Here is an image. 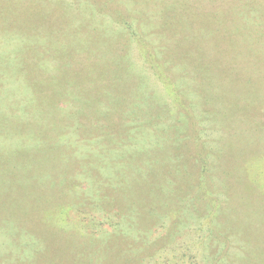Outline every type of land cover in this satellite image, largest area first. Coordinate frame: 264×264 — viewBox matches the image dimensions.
Returning <instances> with one entry per match:
<instances>
[{
    "label": "rangeland",
    "instance_id": "374dc122",
    "mask_svg": "<svg viewBox=\"0 0 264 264\" xmlns=\"http://www.w3.org/2000/svg\"><path fill=\"white\" fill-rule=\"evenodd\" d=\"M183 17L187 24L183 23ZM249 19L253 23L264 24V0H0V111L10 110V115L19 121L21 118H32L35 122L40 117L36 110L28 109L34 90L24 84L19 70L31 65L27 58L29 52L23 58L17 55L28 46H33L36 67L44 69L37 81L49 74L56 78L61 76L56 81L64 84L68 82L63 77L67 71L73 72L75 78L83 72L87 74L88 70L103 69L108 80L115 81L112 84L119 90L117 104H122L116 115L112 110L114 101L111 103L103 97L101 110L98 112L95 107L94 112L88 111L89 116L85 117L87 114L83 116L76 110L78 101L73 96L74 91L67 94L65 87H61L53 97L56 109L50 113L44 111L45 116L56 115L64 120V124L57 126L61 132L59 138L45 128L42 132L38 128L29 132L26 128L19 131L17 126H9L12 136L4 135L0 130V144L14 148H39L43 145L40 140L44 141V134L49 136L51 146L53 143L57 147L65 146L68 153L66 159H78L69 161L73 171L60 168L61 155L50 151L57 168L44 172L50 173L48 178L56 172H68L72 182L80 186L71 191L73 199L70 196L68 201L63 193L60 194L62 190L55 192L59 188V179L54 181L55 191L50 194L51 198L47 200L43 196L35 205L36 210L30 213L35 217V227H43L32 229V234L29 226L33 222L27 225L25 221L29 220L26 218L20 223L16 219L2 222L0 216V257L4 258V262L38 264V257L44 252V259L49 256L58 260L57 264H66L60 261L65 249L63 244L68 246L84 242L81 246H87L89 243H85L84 239H89L90 244L98 243L94 245L96 249L91 254L92 260L110 264H264V227L257 231L254 222L249 225L245 224V219L238 218L249 207L235 201L242 194L243 197L256 195L261 198L259 201L264 202V130L256 131L258 134L249 131L254 137V146L250 147L251 155L247 158H240L244 152L238 149L244 139H237L236 143L230 140L232 142L227 145L228 137L235 138L238 133L264 125V94H260L264 92V43L257 42L251 47L244 42L235 44L232 49L236 51L232 53L230 62L218 65L215 73L220 76L216 83L218 80L232 82L229 92L218 99H215L216 94H207L202 98L205 102L202 105L208 104L211 108V112H203L210 118L204 116L199 124L192 126L199 130L200 142L207 148L210 161H214L215 174L210 184L199 182L202 177L188 167L192 176L188 185L185 184L187 176H183V180L181 178L184 184L177 180L174 184L172 179L167 181L176 189L170 194L166 188V194L174 196L170 206L163 207L164 201H157L142 209L128 207L124 198L115 196L116 193L105 196L108 203L106 209L100 204L104 197L94 193L96 183L99 187L107 183L116 190V182L125 176L123 173L120 175L125 165L134 164L137 154L149 149L154 151L155 144L166 147L173 140L174 145L186 146L184 136L191 129L190 116H182L187 112L177 108L174 95L150 69L147 58L155 61L165 58L169 65L164 66V74L175 83L181 103L186 105L189 100L196 103L200 95L187 85L191 76L182 73L189 62H177V57L188 54L190 60H198L199 64L204 63V67L215 57H220V50L223 52L231 48L215 36L232 35L238 36L239 40L243 35L250 37L251 29L246 24ZM216 24L224 25L220 28L226 31H213L217 28ZM201 33L206 34L204 40L207 45L192 44L191 34ZM184 38L188 42H183L176 51L170 46ZM100 48L105 50L97 52ZM91 50L98 55L87 56ZM190 62L192 65L187 67H195ZM97 63L99 69L94 68ZM127 70L128 77L124 73ZM124 77L127 79L124 80ZM96 79L99 77L96 76ZM83 81L86 84L87 80H80L81 83ZM243 81L246 82L245 89L253 91L252 100L257 94L262 98L256 100L258 102L250 111H243L252 120L235 121V127H226L221 124L223 116H219L224 111L219 109L224 107L232 119L234 100L237 99V102L247 95L244 88L232 87L244 84ZM137 83L144 88V95H135ZM193 110L196 112V109ZM65 115L79 116L80 119L70 126V120L67 124L64 119ZM81 117L90 119L89 127H84ZM179 119L182 122L173 129V135H162ZM235 122L227 121L229 126ZM81 126L84 127L81 131L73 129ZM91 126L93 128L87 131ZM69 127L72 128L67 132ZM44 145H47L46 140ZM185 151L193 158L192 164L198 160L192 138ZM185 159L177 158L181 165L187 161ZM79 166L81 171H77ZM249 170L252 179L249 178ZM199 184L202 185L197 189ZM181 186L183 192L178 194ZM229 188L231 190L228 191ZM85 189L87 191L83 193ZM204 190L219 198L218 206L213 202L217 211L210 209L211 201ZM85 194L86 197L94 194L98 205H86L85 200L80 203ZM166 194L164 191L163 195ZM228 203L230 206L224 209ZM0 215H5V211L0 210ZM256 218L264 219V203L255 208L251 220ZM44 228L49 230L50 240L54 243L45 248L42 236L37 234L44 233ZM76 230L83 234L84 239L70 235Z\"/></svg>",
    "mask_w": 264,
    "mask_h": 264
},
{
    "label": "trees",
    "instance_id": "16d2710c",
    "mask_svg": "<svg viewBox=\"0 0 264 264\" xmlns=\"http://www.w3.org/2000/svg\"><path fill=\"white\" fill-rule=\"evenodd\" d=\"M183 23L187 24V20L185 17H183ZM246 24L251 29V33L249 35L250 37H248L247 35L246 36L243 35V36H240V40H239L238 36L233 37L232 35H228L227 37L226 35H224V37L222 38L219 36H215L217 39L223 41L224 44L231 45V48H226L227 50L225 49L223 52L220 50V53H219L220 57L219 58L215 57L213 60H211L210 62L211 64L209 63L207 65H204L203 67L202 65L204 63L199 64L198 60L193 62L194 60H190V57H188V54H185L181 57H177V62H181V63L189 62L187 64L190 65L191 64L190 61H192L193 65L195 66L193 68L191 67L188 68L187 67L188 65H186L182 73L183 74L185 73V75L187 76H191V82L187 83V85L189 88H191L192 90H194L196 93L200 95V96L198 95L199 99L196 100V103L190 100L186 102V105H183V103H181L180 101L181 95L179 91L177 90L176 86L174 85L175 83L164 74V69L166 70L164 66L166 67L169 65L167 64V61L165 58L161 57L162 60L159 59L160 63H159V60L157 59L155 61V60H152L151 58H147L146 62L149 65L150 69L153 70L156 77L164 83L167 90H169V92L174 95L173 98L175 102H177L176 104L177 108L179 110L187 112L186 114H183L182 116L183 117L186 116L187 118H188V115L190 116V118H188V121L190 122L191 120V129L185 134L186 136H184L186 137V141L183 140L185 141L184 143H186V146L183 144H181L180 146H178V144L174 145V143L172 142L173 140H172L170 141V144L167 143L166 147L165 146L163 147L160 144L158 145L155 144L154 151L150 152L151 149H149L146 152H143V154L141 153L137 154L136 157L134 156V160H137V161L134 164L131 163V164L125 165L124 167L125 170L123 169V171H121L120 175H122L123 173L125 174V176L121 178V180L116 182V185H117L116 190L113 189L112 186L111 187L107 186V183L101 184L100 187L98 186V183H96V188L94 190V193L95 194L99 193L100 195L104 197L101 200V203L99 202L101 205H103V207L106 206V209H108L107 208L108 203L106 201L107 198H105V196H107L108 193H116L115 196L124 198L125 205H127L128 207L130 206L133 209L147 208L149 204L154 205L157 201H164L162 203L163 207L170 206L174 201L173 200L174 196L167 195L166 188L169 189L168 193L170 194L174 193L176 189H175V186L173 187L172 183L170 184L167 181L172 179L171 181H173L174 184H175L174 180L179 181L180 184H184V181L182 182L183 180L182 177L187 176L186 179L188 181L186 180L187 182L185 184L188 185L189 182L191 181L190 178L192 177L190 176L188 167L192 168L191 170H195L199 173V175L202 177V179L199 182H201L202 184L204 182H207L209 184L212 182L213 176L215 174L214 173L215 167L213 163L214 161L213 160L210 161V159L208 158V150L200 142V137L198 133L199 130L194 128L193 126H195L196 123L199 124V120H201V118L204 116H208L210 118L209 115L203 113L204 111L211 112V108H209L208 104L202 105V103H205L202 99L203 97H205V95L216 94L215 99H218V98L225 96L227 92H229L230 85H231L230 83L232 82L230 83L229 82H218L220 81L218 80L216 83L215 82L216 79H218L220 76L219 75L216 76L215 73H216V69L219 67L218 65L230 62L232 53L234 54V52L236 51L234 48L232 49V47H235L234 45L238 44L239 42H244L250 47L257 42L264 43V24L253 23L252 20L250 19H249V23L247 22ZM216 26L217 28L213 31H218V30H220L221 32L226 31V29L220 28V27H225L224 25L219 26L216 24ZM34 32H37V31L35 30ZM212 34L214 35L215 33H212ZM191 35H193L191 36L192 41L194 40L193 41L194 43L192 44L200 43V46L207 45V42L204 40V38H207L205 33L191 34ZM187 39L190 40V37H187ZM187 39L184 38L182 41H178V40L174 41L172 43L174 45H170V46L174 47V50H175L176 48H179V46H182L183 42L184 43L188 42ZM25 49L27 51H24ZM25 49L20 50L17 55L23 58L24 54H27L29 52L28 54L29 57L27 58L31 65L30 67L28 66L27 69L19 66L20 67L19 70L22 75L20 76L23 77V81L25 82L24 84L27 85L29 89L34 90L32 97L35 99L29 96L32 100H29V104L27 105L29 106L28 109H30V111L36 110L39 113L40 117H37L35 119V122L32 120V118L30 119L21 118L20 119L21 121H19V119L16 120L13 116L10 115L9 113L10 110H8V112L0 111V130H3L4 135L12 136L10 132L12 130H9L8 127L17 126V129L19 131L23 130V128H26V130H29V132H31L32 128H38L39 132H42V130H44L45 128L46 130H48V132L52 131V135H54L55 138H57V136L59 138V136L61 135V132L57 128V126L59 124L61 125V123L64 124L63 123L64 120L56 117V115H52L55 117L45 116L44 111L47 113H50L51 110L54 111V109H56L57 106L56 104H54L56 101H54L53 97H54V94L57 93L59 91V88L61 87H65V89L67 90L66 91L67 94H70V92L74 91L73 96L75 100L78 101V104H77L78 106L76 110L79 111V113H81V115L83 116H85V114H87L88 111L94 112L93 108L95 107H96V110L99 112L101 110L100 105H102L101 99H103V97L107 98L111 103L114 101L113 103L114 108H112L114 114L117 115L118 111L121 110L122 104L120 103L117 104L119 101L117 100L118 98H116L119 96L118 94L119 90L115 84H112L113 82H115L114 80L112 79L108 80V78L106 77L105 70L103 69H100V71L88 70L87 74L83 72L80 76H77L75 78L73 77L74 75L73 72L67 71V73H65L63 77H64V80L68 82L64 84L56 81L58 78H61V76H58L56 78L49 74L48 76H44V77L41 76L42 80L37 81L36 79L39 77L38 75H40V73L43 72L42 70L44 69L38 68L36 67L38 65L34 64V60L36 58L34 57V53H32L33 46L31 48L28 46ZM100 50L104 51L105 48H100L99 50H96V51L99 52ZM210 50L212 51L213 49H210ZM216 51L218 52L219 50L216 49ZM91 55L97 56L98 53H95L94 50L88 51L87 56H91ZM109 57L114 58L111 55ZM27 58L25 57V59ZM94 68H97V69L100 68L98 67V63L96 64V66H94ZM124 73H126L127 77L129 76L128 70L125 71ZM96 76L99 77V79L94 80ZM127 77H124V80L127 79ZM83 79L87 80L86 84L84 81L82 83L80 82V80H83ZM243 83L244 84L239 83L238 85H234L232 87V88H238V89L244 88V90L247 93L245 97H240V99L237 102H236L237 99L234 100L235 105L232 110L234 111L232 112V115H231L232 119L229 118L228 112L226 111L224 107L223 108L220 107L221 110L219 109V111L221 112L224 111V113H220L219 116L220 117L223 116L221 118L222 120L221 124L227 125L226 127H235L236 122L238 123V121H248V119H251L250 116L249 117L245 116V112L243 111L245 110L250 111V109L254 107V104L258 102L256 100L259 98H262L261 95L264 94V92L260 93L261 95L257 94L256 99L252 100L250 96H251V92L253 91L250 89L249 90L250 92H248L245 89V87H247L246 82L243 81ZM134 89L136 90L135 95H140V96L144 95V88L142 89V87L139 86V83L135 85ZM224 90H227V91H224ZM105 92L107 93V95ZM41 97L44 98V100ZM260 101H262V99L259 100V102ZM89 103H91L92 105ZM192 107L196 109V112L193 110ZM204 108L206 110H204ZM87 116H89V114H87L85 117ZM144 116H147V115H144ZM50 117L52 119L56 118V120L53 121ZM64 117H65L64 119L67 120V124L69 123V120H70V126H74L77 123L76 121L80 119L79 116H76V118H74V117H69L65 115ZM85 117H81L82 123L84 127H89L90 119L86 120ZM41 118H43L42 121H41ZM85 120L86 122L84 124ZM227 121L229 123H232L233 121L234 122L236 121V122L234 123V125L229 126ZM181 122L182 121L179 119L176 122L175 126H171V129L165 131V133L162 135H167V134L173 135V133L175 132V130L173 129L177 128V126L180 125ZM258 126L255 128V130L247 129L243 131V133H238L235 138H231V139H229V137L227 138L228 139L227 145L230 144L232 141L236 143L238 140L244 139L238 146V149H241L242 153L244 152L240 158L244 159V158H247L249 154L251 155L250 147L254 146V143L252 142V140H254V137L250 135L249 131H254V133L258 134L259 132H256V131L264 130V125H261L259 127ZM20 128L22 129L20 130ZM71 128L72 127H69L67 132H69ZM81 128L82 126L80 128L75 127L73 129L74 130L78 129L81 131L83 129ZM92 128L93 126H91L87 131H89ZM232 129H236V128H232ZM238 130L240 129L238 128ZM96 131L100 133V130H96ZM190 138H192L193 149L197 153L196 159H198L195 162H193V164H192L193 158L189 157L188 153L185 151L186 147L189 144ZM45 140H46L47 145H44ZM44 141L40 140L41 144H43L44 146L42 145L39 148L34 147L33 149H24V148H18V147L14 148L8 144H4V145L0 144V210L5 211V215H0L3 220L2 222H4L6 219L9 222H11L9 219H12V220L16 219V221H19L18 223H20V221L23 222V218H26V220H29V221H25L27 225L33 222L29 226L31 234H32V229L43 228V227L42 226L35 227V224H36L35 217H32L30 213L36 210L35 205L37 203L38 204L40 203L38 201L43 196L46 197L47 200L51 198L50 194H53L55 191L53 187L54 181H57L59 179V188H57L58 190L55 192L59 193L62 190L60 194L63 193L66 197V200L70 199V196L72 194L71 191H76V189L80 187L79 185H77V183L72 182V180L70 179L68 175V172H64V171L63 172L61 171V173L56 172L57 175L55 174L53 177L48 178L50 177V173H47L44 171L56 170L57 168L56 165H54L56 163L53 162V157L50 156L51 152L55 154L58 153L61 155L60 168L61 167L63 169L65 168L66 171L70 170L72 172L73 169L69 165V163H71L69 161H77L78 159L76 158L66 159L68 153H66L67 149L65 148V146L57 147L54 143L51 146L49 143L50 141L49 136L46 134H44ZM235 143H232V144H235ZM46 147L49 148V150L45 149ZM246 153H248V155H245ZM186 156H187L186 159L182 158ZM130 158L132 159V155L130 156ZM177 158H179L182 161L184 159L187 161H185L183 165H181L182 164L181 161L177 160ZM98 159H100V156L98 157ZM64 164H68V165H64ZM63 165L66 167H64ZM80 168L81 167L79 166L77 171L78 170L81 171ZM232 168L235 169V167H232ZM229 173H232V172H229ZM250 173L251 171L249 172V178H251ZM202 184H199V187L197 189H199ZM182 189L183 188L181 186V190L178 191V194H181L183 192ZM163 190L165 191L166 196L163 195L164 194ZM229 190H231V188H229L228 191ZM86 191L87 190L85 189L83 193H86ZM204 191L207 193L206 195H208L207 198L210 199L211 201L210 209L212 211L216 210L214 209L213 202H215V204L218 206V204H220L219 198L214 195H209L208 190H204ZM241 195L236 197L235 201H237V203H242L244 206L249 207V208H246V210L242 211L241 212L242 214L237 217L245 219L247 221L245 222V224L250 225L251 222H254L256 224L255 227L257 231H260L261 226L264 227V219L256 218L255 221H253L251 220V217H252V214L255 212V208L259 207L264 202L259 201L258 199H261V198L257 197L256 195L246 196V197H243L244 195L242 196ZM86 196L87 194H85L82 200L80 199L81 201L80 203H82V201L84 202L85 200L86 205L87 204H89L90 206L98 205L96 204L98 203V201L94 199V196H95L94 194L92 196H88V197ZM71 198L73 199V196H71ZM133 202H135V204H133ZM229 206H230V203H228L226 207L224 206V209L225 208L228 209ZM9 212L11 213L10 215H8ZM44 231H45L44 233H37V234L42 236L41 240L44 241V248H45V246H47L48 244L51 245L54 243L51 242L50 240V235H49L50 232H48L49 230L47 231L44 228ZM249 231L251 232V230ZM37 234L33 236H36ZM70 235L72 236L78 235L77 237L79 239L80 238L84 239L83 234H81L79 230H76L73 232L71 231ZM84 240L87 241L85 243L90 244L91 242V241H88L89 239H84ZM81 243L83 244L84 242H81ZM94 243L95 244H90V245L88 244L87 246L86 245L81 246L82 244H80L79 242L76 245L69 244L67 246L63 244L65 246V249L61 256L63 257V259L60 261L65 262L66 264H110L106 261L98 262V260H92L91 254L96 249L95 247L98 245L97 242H94ZM90 248L92 249V251H87ZM85 252L88 254L90 253V255L85 254ZM9 255L13 257L12 253H9ZM43 260H44V263H42ZM57 261L58 260L51 259L49 256H47L44 259V252H41V254L38 257L37 263L38 264L39 263L40 264H57ZM0 264H11V263L4 262V258L0 257Z\"/></svg>",
    "mask_w": 264,
    "mask_h": 264
}]
</instances>
